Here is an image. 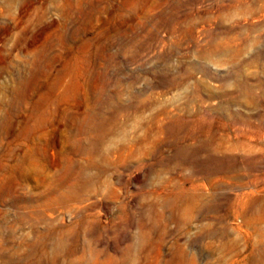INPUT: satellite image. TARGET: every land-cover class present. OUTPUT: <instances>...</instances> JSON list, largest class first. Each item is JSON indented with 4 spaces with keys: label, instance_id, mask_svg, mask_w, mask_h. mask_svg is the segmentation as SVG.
<instances>
[{
    "label": "rangeland",
    "instance_id": "1",
    "mask_svg": "<svg viewBox=\"0 0 264 264\" xmlns=\"http://www.w3.org/2000/svg\"><path fill=\"white\" fill-rule=\"evenodd\" d=\"M0 264H264V0H0Z\"/></svg>",
    "mask_w": 264,
    "mask_h": 264
}]
</instances>
